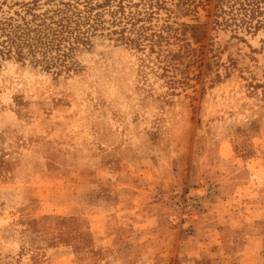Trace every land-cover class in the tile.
<instances>
[{"label":"rangeland","instance_id":"374dc122","mask_svg":"<svg viewBox=\"0 0 264 264\" xmlns=\"http://www.w3.org/2000/svg\"><path fill=\"white\" fill-rule=\"evenodd\" d=\"M215 1L0 0L80 21L0 53V264H264V26Z\"/></svg>","mask_w":264,"mask_h":264},{"label":"trees","instance_id":"16d2710c","mask_svg":"<svg viewBox=\"0 0 264 264\" xmlns=\"http://www.w3.org/2000/svg\"><path fill=\"white\" fill-rule=\"evenodd\" d=\"M103 2L97 5L101 6ZM120 8H122L121 5H119ZM214 8L215 24L246 30H255L264 26V17H261L264 15V0H216ZM139 19L140 17L136 14L127 21L133 25ZM54 23V27L44 22L34 26L28 22L4 23L0 27V53L3 49L8 51L13 49L17 54L24 51L34 55L39 52L46 59L49 52L54 50L53 56L63 60L72 49L74 40L79 39L80 21L78 17L62 16Z\"/></svg>","mask_w":264,"mask_h":264}]
</instances>
